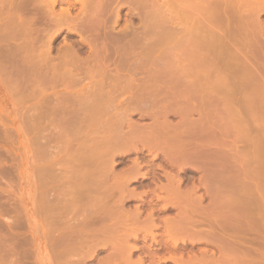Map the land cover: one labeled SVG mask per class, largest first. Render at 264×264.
Masks as SVG:
<instances>
[{"label":"bare ground","instance_id":"6f19581e","mask_svg":"<svg viewBox=\"0 0 264 264\" xmlns=\"http://www.w3.org/2000/svg\"><path fill=\"white\" fill-rule=\"evenodd\" d=\"M56 7H59L58 11ZM123 7H127L128 13L130 14H128L129 16L135 15L134 17H138L140 21L139 24H141V32L140 30L136 32V28L139 29V26L135 27L129 21H126L123 26L119 28L120 9ZM73 11H75L76 14H73ZM262 13H264V0H0V70L2 71V64L5 63L9 65L13 63V67L11 64V69L14 70L15 64L17 63L16 65H19V67L16 66L15 69L19 68L20 70L17 73L19 75L22 73L23 76H10L8 80L11 82L13 81L14 87H16L15 85H18V83H32V86L35 85L36 91L34 90V92H37V95H35L38 96V100L32 108L30 107V109H32L30 110L32 113H30L31 115L29 117L30 128L33 129L36 127L35 121H38L37 124H39L37 128L40 127L42 117L45 119L47 116V121H49L53 116H59V119L55 117V120L58 119L55 124L59 126H53L52 122H55L53 118L51 122L49 121L48 123V127L52 126V130L48 129L52 135L53 128H58V130L60 129V134L55 133V135L57 134L58 136H56L54 141L51 135L46 134V136H51L49 137L50 139L52 138L50 141L46 136V139H43L45 134L41 131V135L43 134V136L40 137H42L43 140L41 139V141L43 142H38L37 144L40 143L41 146V144L44 143L46 146L48 141L55 142L64 138L62 139L63 141H61L65 144L69 143L71 146H69L68 149L67 145L65 146L64 144V146H61L62 149L60 152H63V154L65 150L66 152L70 150L72 152L70 151V154L68 152L66 153L71 156V161H69L70 159L64 160L67 157L69 158L68 155H66L65 158L63 157V160L66 163L69 161L71 166L75 162L71 168L72 171L70 170L72 175L68 177L70 178L69 180L72 181L71 183L67 181L69 183V186H67L70 189L67 186L65 187L69 189L70 197L72 196L70 199H65L60 196L61 198L59 197L57 200L51 197L52 200L49 193H47L50 191L46 181V183L41 185L43 186V190L40 193V198L38 197L40 199L42 222L45 225L43 227H46L45 230L48 228V231H46H50L49 233L52 232L53 234H51V237L49 236L50 245L48 244L47 246H49V248H55L54 250H56L55 252L57 255H54L55 252L52 251L53 248L51 250L53 253L51 254H53L56 259L65 258L62 260L60 259L59 262L53 258V261L55 260L58 262H54L55 264H86L85 260L90 259V257L95 254L98 247L100 248L101 246L104 249L106 246H109L110 253L109 255L107 254L108 256H106V258H101L102 260H99L97 264H150V262L154 264L156 262L157 264L160 261L166 260L172 261L174 264H192L195 260L194 254L186 253V250L183 248L180 252L179 244L182 246L188 241V243L192 245V243L194 244L193 240L197 238L196 236L201 237L202 235V237H204L206 233L208 236L210 234V237L213 236L214 241H217L219 237L221 240L220 243H223L222 239L224 240L226 238L223 237L221 239L220 236L224 233H220L219 235L218 232H215V228L210 231L207 229V232L205 231L206 233L200 230H193L195 227L193 226L195 223L193 217L196 213V209H199L202 215L204 214L203 216L206 221L213 220L216 226L226 225L231 228H236L235 224L237 226V223H239L238 221L241 220H246V222L248 220L249 223L251 217H254L253 214L255 215L258 213H255V211L251 213L252 215L249 214L251 217L246 216L247 218L244 217L246 219L241 218L240 220L237 215H233L234 211H230H237L238 209H234V207H237L242 200L239 199V201H237V199L233 197L232 192H230V196L218 197L219 194L221 195L222 191L227 190L225 189V184L233 186L240 182L238 181L239 178H243L239 175L236 176V171L233 172L235 168L231 166V170L227 165V169L225 163L222 164V161L226 162L228 158H232L229 157L231 155L233 156L232 159L237 157L235 153L234 155L236 156L234 157L233 154H228V152H226L227 150L218 149L214 154L210 150L212 145L215 146L218 144V148L229 145L226 144L224 140L220 139L221 136L225 135L223 130L218 132L219 129H215L216 125L214 122L217 121V115L215 114L216 108L214 109L215 112L213 111L216 118L211 119L212 121L216 120L212 123L215 125L214 126L210 124V118H204L200 112L202 110H199L202 107L201 102L199 104V106H201L200 108L190 104L194 98V96L190 94V91L194 87L190 89V91H188L187 87L190 83L193 84L195 82H192L191 79V82H188L189 85L187 82V85L183 83L186 87L181 84L184 90L182 89L181 92L176 93L178 92L176 90L179 88L177 87L176 89L175 86L177 85L172 86V84L175 80H178L177 78L184 75L180 73V76L177 73L181 69H177L178 71L176 68V71L174 69L173 71L170 70V68H174L171 67L173 64L169 65L171 62L169 64H164V62L167 61V57L164 58V56H162V51H160L159 54H161V52L162 54L159 55V57H153L154 55L151 57L148 56V52H143L144 50L141 46L143 44L147 45V42L150 43L151 41L153 44L157 43L156 45H166L165 52H188L187 58H190L189 62L191 65L196 62V58L203 59L196 55L198 52H264V42L260 39L264 33V23L261 24V22L259 23L258 21L259 15ZM252 18H254V20ZM62 29L67 30L66 36L64 37L66 42L63 41L64 43H62V46L53 47V37ZM242 40L244 41L243 45ZM233 41L238 43H233ZM138 44L140 46H138ZM156 45L150 44L147 46L156 47ZM232 45L235 47H232ZM136 46L139 48H136ZM134 48H141L142 50L140 51L142 52H139V50L135 52ZM11 52H13V54L17 52V54L11 55ZM32 52H37V54L32 55ZM53 52L57 53L53 55ZM171 54L173 56L174 53ZM209 56L210 54H207L204 57L209 59L211 58ZM147 60L152 61L151 66L153 65V70H155L156 67L154 68V66H157V64L159 67L161 61H164L162 65H168V68L164 70L156 69L155 72H153V70L152 72L151 70L146 71L145 67H149V65H145ZM147 63L149 64V61ZM6 64L5 66L7 69L8 65ZM5 66L3 67L5 68ZM11 69L8 74L11 72ZM16 71L14 70L12 71L14 73L10 74L15 76V74H17L15 73ZM5 74H7V72ZM185 76L183 77L184 80L187 77ZM195 76L196 75H194V77ZM183 79L179 80L181 81ZM197 79L198 78L194 80ZM86 80H88V83L81 85V83L83 81L86 82ZM53 82L55 86V82L57 84L59 82L60 85H62V90L59 94H56L58 96L56 99H54L56 95L53 94L54 96H51L46 94V89H48L46 86H49L48 83L51 84ZM122 83H127L124 85L128 88H132L130 86L131 83H136L135 87L134 84H131L133 86V91L134 88L135 91H129L130 93H127L123 90L125 92L119 93L122 90L120 87ZM165 83L170 84V89L167 88L168 85L166 87L167 90L165 89ZM196 83L198 82L196 81ZM43 86L45 88H42ZM119 87L120 90L118 91ZM173 87H175V90H173ZM16 88H18V86ZM51 90L50 88L49 91ZM197 93L199 92L197 91ZM193 94L195 95V92H193ZM198 97L196 99L198 100L201 98L200 100L202 101V96L200 98ZM123 98L128 100V103L127 105L123 103L126 107L121 103V106H124L122 108L115 103ZM205 98L208 99V97H204V100L208 101ZM210 98L213 99V96ZM210 100L208 102L211 105L212 101L215 100ZM196 102L198 104V101ZM128 104L133 105L129 106ZM204 108H207V106ZM210 109H212V107H210ZM203 110L206 111V109ZM134 111L135 113L139 112V118L142 119L144 116H147L151 118V121L141 124L133 120L132 117H130V113L132 115ZM195 111L197 112L196 115H199L197 118L193 117ZM217 111L219 112V110ZM170 112L173 114L176 113V116L179 117L177 122L172 123L169 120L168 113L170 114ZM205 113L213 114L212 111H207ZM208 115L205 117L213 118L212 115ZM220 116L221 115H218L219 118ZM93 117H95V122L92 120ZM85 125L87 128L91 126L88 130L90 132H85L83 130ZM221 126L223 127V125L217 124V127L223 129ZM224 127L227 128V126ZM38 130L40 129L38 128L36 131L38 132ZM214 130H216L219 135L220 132H222L223 135H220L219 138L217 135L218 133ZM55 131L58 132L57 130ZM54 132L53 136H55ZM40 137L38 139H40ZM64 140L67 142H64ZM222 142H224V144ZM50 144L51 143L48 145ZM59 144L61 145V142H59L58 145ZM45 146L44 148L41 146V150L46 151L48 146ZM39 147L37 148L40 149ZM63 147H67L68 150H64ZM49 148L51 150L50 146ZM60 148L57 147V149ZM143 151H146V153L154 159L160 158L169 165V168L166 169L160 166L157 168L144 167L142 164V155L140 157ZM223 151L228 155L224 154ZM49 152L47 151V153ZM56 152L58 153L59 150H56ZM43 154L46 156V152H43ZM129 154H135V157L130 160L129 165L120 169L118 168L117 170L116 166L120 164L121 161L114 164V157L127 156ZM53 155H55V152ZM224 156L228 158L222 160L225 159ZM52 157V159L55 158L54 156ZM145 157L146 155L144 159ZM51 158H48L47 154V162L51 161ZM61 159L62 158H60V160ZM60 160L58 159L59 162ZM64 161L62 162L64 163ZM60 164L61 163H59V165ZM50 165H53V163ZM48 167L46 169L39 168L41 170L40 173L47 174V172L50 171ZM158 170L162 171V177L156 174ZM193 170L199 173L197 185L188 179V177L192 179ZM51 171L53 174L54 168H52ZM64 171H69L68 165L67 170ZM66 173L69 174L68 172ZM1 175H3V172ZM56 176H58V174ZM62 176L60 175V177ZM51 177L52 176L49 178ZM147 178L151 179V183L155 189L154 193L159 192L162 196H159V193H157L158 200L162 202V209L170 206L178 210L174 216L159 217L154 214L153 210L144 213L143 209L138 205L132 207L133 209L127 208L129 207L127 203H129L130 200H141L142 196L147 194V191L137 190L136 186L130 187V183H140L141 180ZM187 179L190 181L189 184L186 183ZM61 180H63V178ZM210 182L214 185L213 189L209 186ZM257 182L258 180L256 183ZM256 183L255 188L258 190L259 183ZM59 185L56 187H59L58 189L60 190L61 184ZM229 186L228 189L232 191L231 188L233 187L229 188ZM253 186H250L249 183L246 182L243 187L240 186V189H242L241 192L244 193V190L248 192L250 187L253 189ZM260 187L259 185V189L261 190ZM52 189L54 188L50 190ZM68 189L66 190L67 192ZM211 189L213 193L212 191L209 193ZM252 189L251 191H253ZM66 191H63L64 196L65 193L68 194ZM46 193L48 195H46ZM53 194L58 195L59 193L52 192L51 196ZM212 194L214 198H212ZM209 195L212 199L211 206L214 205V211L212 210L213 213L211 214L210 212L212 211L209 210L206 212L204 209L205 213L203 210L205 207L201 206L203 199ZM68 196L69 195H67V197ZM56 197L57 196H55V198ZM2 207L4 208L5 206ZM7 207L8 206H6L5 209L8 213L10 207H8V209ZM3 208L0 209L1 212ZM224 209H227L229 212ZM220 211H223L221 212L222 214L226 212L229 214L224 216L222 214L219 215ZM68 212L69 215H67ZM2 213L1 216H3ZM4 213L6 212L4 211ZM74 213H77L76 218ZM256 216L259 217V213ZM12 217L15 219L13 222H11ZM12 217L10 219L11 221L7 218L8 222L11 223L7 224L10 230H13V226L17 228V226L19 227L22 223L20 218H18L19 220L16 219L17 216L12 215ZM16 220L21 223L19 224ZM22 220L24 219L22 218ZM251 221L252 222L249 223L250 225L253 223V219ZM256 222L258 223L257 220L255 223ZM255 223L251 226H259V224ZM239 225L240 223L238 226ZM162 228L163 230L160 231L161 233L155 232ZM238 229H240V227ZM14 231L15 229L13 232ZM140 233H143L141 234V239H139ZM6 234L7 232L5 234H0V263L36 264L35 261L32 260L31 256L33 255L30 252L31 256L27 254L28 252L25 253L23 250L25 254H23L22 251L19 252L23 254L22 257L27 256V258L25 257L27 259L26 262H24L25 258L23 261L19 259L22 254L19 255V258H17V255L14 256L15 252L18 250H15V244L12 243V241L11 243L9 242L12 238L8 240V235ZM12 234L13 233H11L9 237ZM15 234L17 233L15 232ZM158 234L164 238V240L161 238L163 242L161 239L160 241L157 240ZM191 237L193 240H191ZM14 238L15 237H13L12 240H16V242L20 244V241H17L19 239ZM186 238L189 239L186 241ZM148 239L152 244L149 245V247L145 245V248H148L146 252H148L147 254L149 255L150 262L147 260V256L146 260L149 263L143 257L146 253L143 252L142 255H144L141 256L138 248L139 245L136 246L137 243H133L138 240L146 241ZM205 239L206 238H204V241ZM208 240H206V242H209ZM228 241L227 239L226 242ZM159 242H161L165 248L163 249L166 250V255L168 254L167 258L163 256L164 259H161L156 256L157 254L155 255L157 249L160 247ZM226 242L224 243L227 246L228 243ZM232 243L231 247H233ZM241 243L243 242H240V245ZM211 244L213 245L212 242ZM215 244H217V242ZM223 244H219V246ZM260 244L258 246L259 248L264 247ZM153 245L155 246L153 247ZM255 245L257 246V244ZM253 246L254 244H252V247ZM16 247H18V245ZM83 248H86L85 251ZM229 249L231 248H227V251ZM76 250H78L77 252L79 253H77ZM86 250H92V252L87 253ZM151 250L156 251L150 254ZM82 251L84 252L82 253ZM223 251H225V248ZM255 251H253L254 255L256 254ZM73 252H76L78 255L75 253L73 254ZM16 253L19 254L18 252ZM69 253L72 254L70 255L74 262H72L73 260L70 258L71 256H69ZM89 253L90 255H88ZM229 253L231 254V252ZM66 254L69 257H67ZM134 254H137L136 258H133ZM53 255L51 256L53 257ZM73 257L77 258V260ZM66 258H68V262L65 261ZM69 258L72 261L69 260ZM255 258L253 259L259 260L260 262L259 258H261V256ZM29 260L32 262H28ZM262 262L263 261L260 263ZM244 263L246 262L244 261ZM50 264H52V262Z\"/></svg>","mask_w":264,"mask_h":264},{"label":"rangeland","instance_id":"374dc122","mask_svg":"<svg viewBox=\"0 0 264 264\" xmlns=\"http://www.w3.org/2000/svg\"><path fill=\"white\" fill-rule=\"evenodd\" d=\"M56 8H57L56 10L58 11L59 7H56ZM74 12L75 11H73V14H76V12L75 13ZM128 14L129 13H128L127 7H123V8L120 9L119 28H121L126 21H129V22H131L133 24V26H135V27L139 26V29L136 28V32H139L138 30H140V32H141L142 29H140L141 28V24H139L140 21H139L138 17L137 16L134 17L135 15L129 16L130 14L129 15ZM252 19L254 20V18H252ZM258 19H259L258 20L259 23L260 22H261V24L264 23V13L260 14ZM66 33H67V30L66 29H62L61 31L57 32L54 35L55 38L53 37V39H54L53 40V47L62 46L63 45L62 43L66 42V40H64V37L66 36ZM260 39L264 42V40H263L264 39V33H263L262 38H260ZM234 42H236V41H233V43ZM147 43H148L147 45H150V44L151 45H156L157 44V43L153 44V43H151V41H150V43L149 42H147ZM236 43H238V42H236ZM243 44H244V41L242 40V45ZM143 45L147 46L146 44H143ZM138 46H140V45L138 44ZM142 46H141V48L144 50L143 52H148L149 53V54L147 53L148 56L152 57L154 55L153 57H157V56L159 57V55H161L162 52H163L162 56H164V58L167 57L166 60L168 62L167 61L166 62L157 61V62H160V64H161V65L159 64V67H158V64L155 62L157 64V66H154V68L156 67L155 70L156 69L157 70H164V69L168 68V65H164V66L162 65L163 62H164V64H169L171 62L169 65L173 64L171 67H174V68H170V70H172V71H173V69L175 70V68H176V70L177 69H179V70L181 69L180 70L181 72L177 70L178 71L177 73L180 76H181L182 73L184 75H182V77H180V78H177L178 80L177 81L175 80L174 83L172 82L173 83L172 86L177 85V86H175L176 89H177V87L179 88L178 90H176V91H178L176 93L181 92L182 89L184 90V87L182 88L181 86H183L185 84L187 85L188 82L190 83L191 79H192V82H195L193 84L190 83V85L188 83L189 86L187 87V89H188V91H190V89H192L194 87L192 90H193V92H195V95L196 94H200V95H196V98L198 96H199L198 98H200L202 96V101L203 102L200 100L201 98L197 100L195 98V95L193 94V92L191 90L190 94L194 96V98L192 96V98L194 100L192 98H190V99H192V101L190 100L191 101L190 104L198 106L199 108L202 106L200 109L198 107H196L199 110L206 109V111L203 110L204 113L202 112V110L200 111L204 118H206V119L210 118V120L216 118V116H214V112L216 110V112H217V113L215 112V114L217 115L216 120L219 123L216 120H213V121L211 120L210 124L211 125L215 124L216 125L215 129L216 130L219 129L218 132L223 130L225 135H223V133L220 132V135L224 136V137L221 136V138H220L219 133L216 130H214V131H216L218 133V134L217 133L216 134L219 136L220 139L224 140L225 143L229 144V145L225 144L226 147L223 146L224 148L222 146H221V148L220 147L218 148V144L215 145V146L212 145L210 150L213 152V154L216 152V150L218 151V149L219 150L222 149V150H225V151L227 150L226 152H228V154H233L234 155V153H235L237 155V157H235L236 155H234V157H235L234 159H232L233 158L232 155L229 156V157H232L230 159L228 157H225L226 156L225 155L224 156L225 159H222V160H226L227 158H228V160H226V162H224L222 160L221 161H222V164L225 163L227 169H228V166L230 167V169H231V166H232V168H235V170L233 172L236 171L235 172L236 176L239 175V176H242V178H243V179L239 178L240 180L238 179V181H240V182L236 183V185L229 186L230 184L229 185L225 184V186H226L225 189H227V190L226 191L225 190L222 191L221 195L219 194L218 197L230 196V192H232L233 193L232 194L233 197H235L237 199V201H239V199L242 200V202L240 204H238L237 207H234V209L235 208L238 209L237 211L236 210H231L230 211L227 208L230 212L234 211L233 215H237V217L240 218V220H241V218H244L246 216L251 217V215H252L251 213H254L255 211H256L255 213H257V212L259 213V217L256 216V215H258V213L255 214V215L253 214L254 217H251V220L253 219V223H255L256 220L258 221V223L257 222L256 223L259 224V226L258 225L255 226V227L251 226L253 224V223L251 225L249 224L250 222H252L251 220H249L250 221L249 223H248V220H247V222H246V220H244V221L241 220V221H238L240 223L239 226H238L239 223L236 222L238 227L235 224L236 228H234V227L231 228V227H227L226 225H225L226 227L223 226V225L222 226H216V225H214V221L213 220L206 221L204 219L205 217L203 216L204 214L202 215L201 211L199 209H196V211H195L196 213H195V215L193 217L194 220H195L194 221L195 223L193 225L195 227H194L193 230H195V231H199L200 230L202 232H205L207 229L210 231V230H213L215 228L214 229L215 232H218L219 235H220V233L221 234L224 233L223 234L224 236L221 235L220 238L222 239L223 237H226L224 239L225 241L223 239H222V241L224 243L228 239L229 241L226 242V243H228L227 246H229V247H227L225 243L224 244L220 243L221 240L219 239V237L218 238L216 237L219 241L218 240L214 241L213 236L210 237V234H209V236L206 235L207 234L206 233L207 231H206L205 232L206 234L203 233L204 237H202V235H201L202 238L196 236L197 238L195 237L196 239L194 238L195 240H193V238L191 237L192 238L191 240H193V242H194V244L192 243V245H190V243H188V241H187L189 238H186L187 243H185L182 246H181V244H179L180 252H181V249L183 248V249L186 250V253L188 252V254H191V253L194 254V257H195L194 259L196 260V261L194 260V262H197V260H198V262L194 263L192 261L193 262L192 264H202V263L203 264H210V263L211 264H213V263L216 264L217 262H218L217 264H223V263L224 264H226V263L227 264H251V262L253 264V260H254L253 258H255V257L259 258L260 256H261V258H259L260 262L261 261H263V262L260 263L259 260H254V264H255L256 261H257L256 264H258V262H259V264H264V260H263L264 259V252H262V251H264V249H263L264 247H262V248L258 247L260 243H261L260 244L261 246H264V244H263L264 243V191H263L264 190L263 189V186H264V52H211V53L210 52L209 53L206 52L207 54H210L209 57H211V58H209V59L208 58L206 59L204 57V56L207 55L205 52H198V53H196V55H198L199 57H201L203 59L196 58V62L192 63V65H191L190 62H189L190 58H187L188 57L187 56L188 52H171V53H174L173 56H172L171 53L165 52V46L166 45H164V44H158V45H156V47L147 46L149 50L147 49V47L143 48L144 46L143 47ZM162 46H163V48H162ZM232 47H235V46L232 45ZM136 48H139V47L136 46ZM136 48H134L135 52L137 50H139V52H142V51H140V50H142L141 48L140 49H136ZM150 48H151V50L152 49L153 50L151 51ZM160 51H162L161 54H159ZM153 52L156 53V54H154ZM15 53L17 54V52H15ZM15 53L13 54V52H11V55H16ZM56 53L57 52H53L52 54L55 55ZM28 54H29V52H28ZM34 54H37V52H35V53L32 52V55H34ZM174 56H176V57H174ZM162 60H164V59H162ZM148 61H149V64L147 63ZM147 62H146L145 65L146 66L149 65V67H145V65H144V67L146 68V71L147 70H149V71L151 70V72H152V70H153V65L151 66L152 61L147 60ZM5 64H2V65L5 66ZM11 64H12V67H13V63H10V65L6 64V65H8L7 66L8 70L6 69V66L4 68L1 65L2 66L1 69L2 68L3 69H2V71L0 70V125H1L0 126L1 127L0 128V203H2V204H0V206H1L0 209L3 208L2 206H5L3 209H5L6 206L10 207L12 205L13 207L11 206L9 209L7 207V209L9 211L11 210L10 211L11 213L9 211L7 213L6 209L5 210L2 209L3 213L0 210V212L3 214V216H1V213H0V221H1L0 222L1 223L0 224L1 225L0 226V228H1L0 229L1 230L0 234H5L7 232L6 235H8V237H7L8 240L10 238L13 239V237L19 239L17 241H20V244L22 246L20 244H18L16 242V240H14L16 243L12 239L9 240V242L11 243V241H12V243L15 244L14 245L15 246V250H18L16 252L19 253V252H21L23 250L25 253L28 252L27 254L31 253L33 256H31V254H30V256H31L32 260L35 261L36 264H50L51 262H52V264H55L54 262L58 263L60 261V259L62 260V259H65V258L63 257V258H60V259H56V257H54V255L55 256L57 255V253L55 252L56 250H54L55 248L52 247L53 248V250H52V248H49V246H47L48 244L50 245V239H48V238H49V236L51 237L53 234H52V232L49 233L50 231L47 232L48 228L46 229L47 230L46 231L45 230L46 227L45 228L43 227L45 225L42 222V212H41V209H40V199H39L40 198V193L43 190L42 189L43 186H41V185L47 182L46 184H48L47 187L49 188V191H50V192H47V193H49L50 198L52 197L53 199L57 200V198L62 196L65 199L66 198L70 199L72 196L70 197V192H69L70 188L68 187L69 183L67 181H70L69 180L70 178H68V177H70L69 175H72L71 168H72L73 164H75V162L73 161L74 163L72 162L73 163L72 166L70 165L71 163L69 161H71V159H70L71 156L66 154V153L68 152L70 154L71 150L66 152L65 149H67V147L69 149V146H71V145H69V143L68 144L63 143L62 139H64V138L61 139L62 141L61 140L60 141H55V142H58V143L61 142V145L60 144L58 145V143L53 142L54 139L56 138V136H58L57 134L55 135V133L60 134V129L58 130V128H56V129L53 128L52 135L50 134V130H52L51 129L52 126L48 127V125H49L48 123H49V121L51 122V120L53 118L55 120V117L58 118L59 116L58 117L57 116H55V117L53 116L51 118V120H49V121H47L48 120L47 116H46L45 119L42 117L41 121L38 119L40 121V123H41L40 127H38L40 129V130H38V132L36 131L38 129L37 126H39V124H37L38 121L34 122V123H36V127L34 125L35 128L32 129V128L29 127L30 126L29 117L31 115L30 113H32L30 111V110H32V109H30V107L32 108V106L38 100V96H36L37 92H34V90H35L34 86L35 85L32 86L33 85L32 83H26V84L25 83L24 84H19L18 83V85L17 84L15 85L16 87L18 86V88L14 87L13 81L11 82V81L8 80L9 77L10 76L11 77H18V76L22 77L23 74L21 73L19 75L17 73V72H19L20 69L19 68L15 69L16 66H17L16 65L17 63H16L15 67H14V70L15 71L17 70L15 72L17 74H15V76L11 75L10 73H14V72H12L14 70L11 69L12 68ZM156 64H154V65H156ZM187 64H190V65H187ZM17 67H19V65ZM150 67H152V68H150ZM160 67H161V69H160ZM10 69H11V72L8 74ZM186 69H188V70H186ZM155 70H153V72H155ZM6 72H7L8 75L5 74ZM178 74H176V75H178ZM194 75H196V76L194 77ZM184 76L186 77V79H185L186 81L183 79ZM196 78H198V79L194 80ZM179 79H183L184 81L183 80L180 81ZM187 79H188V81H187ZM87 81L88 80H86V82L83 81L81 83V85H83L85 83H88ZM196 81L198 83H196ZM199 81H200V83H199ZM179 82H181V83H179ZM183 83H185V84H183ZM48 84L51 87L46 86ZM48 84L45 85L48 88V89H46L47 90L46 94L52 96L53 94L56 95V94H59L61 92L62 85H60L59 82H58V84L55 82L56 86L53 85L54 82L51 83L52 85L50 83H48ZM122 84L120 86L122 90L119 93L125 92V91L127 93L129 91L130 92H134L135 91V88H134V91H133V89H132L133 86L132 85L134 84V87H135L136 83H131L132 85L130 84V86L132 88H128L126 85H124V84H127V83H124L123 85ZM181 84H183V85H181ZM57 85H58V87H57ZM167 85H168V87H167ZM169 85L170 84H166L165 83L164 86H165L166 90H167V88L170 89ZM186 85H185V87H186ZM30 87H32V88H30ZM33 87H34V89H33ZM120 87L118 88V91L120 90ZM161 87H163V86H161ZM175 87H173V90H175L174 89ZM254 87H256V88H254ZM42 88H45V87L43 86ZM50 88L53 91L52 90L49 91ZM124 88H126L127 90L124 89ZM31 89H33V90H31ZM194 89H196V90H194ZM123 90H125V91H123ZM197 91L199 93H197ZM203 96L204 97L207 96L208 99L207 98H205V99H207L208 101L211 99L210 97L213 96V99L215 101H212V103L210 105L208 101L204 100ZM57 97H58L57 95L54 96V99H56ZM214 97H216V98H214ZM32 99H34V100H32ZM213 99H211V100H213ZM195 100L198 101V104H197V102ZM22 101H24L25 103L22 102ZM127 101L128 100H125V98H123V99H120L118 101L120 103L117 102L115 104L116 105H120V107H122L121 103H122V105H124L125 103L127 105V103H128ZM21 102L24 103V104H22ZM200 102H201V106H199ZM207 102H208V104H207ZM203 103H204V106H203ZM131 105H133V104H131ZM131 105H129V106H131ZM205 106H207V108H204ZM210 107H212L213 110L210 109ZM198 109H195V110L197 111ZM217 110H219V112ZM138 111H140V110H138ZM196 111H195V114L193 113V117H195V118L199 117V115H196L197 114ZM207 111L208 112L212 111L213 114H209V113L206 114L205 112H207ZM172 112H170V114L168 113V118H169V120L172 123H175V122L178 121L179 117L176 116V113L173 114L174 112L173 113ZM133 113H132V115L130 113V117H132L133 120H135V121H137V122H139L141 124L142 123L143 124L144 123H149L151 121V118H149L147 116L146 117L144 116L142 119L139 118V112L135 113V111H134ZM205 114L206 115L209 114L210 116L212 115L213 118L205 117L206 116ZM218 115L222 116V118L220 116L221 120L218 117ZM50 117H51V115H50ZM218 118H219L220 121L218 120ZM58 119H56V120H58ZM94 119H95V117H93L92 120L94 121ZM45 120H46V122H45ZM56 120H55V122L54 121L52 122L53 126L54 125L57 126V124H55ZM214 121H216V122H214ZM42 122H44V123H42ZM213 122H214V124H212ZM216 123L223 125V127L221 126V128H223V129H220V127H217ZM214 126H212V127H214ZM218 126H220V125H218ZM224 126H227V128L224 127ZM90 127L88 126V128H87L86 125H85V128L83 130L86 132V131L89 130ZM54 129L57 130L58 132H56ZM33 130H34V132H33ZM41 131L43 132V134H45L43 139H46V138L50 139L49 137H51V136L53 137V141H52L53 143L50 142L52 138L50 139V141H48L49 143H51L50 145H48L49 144L48 142L46 143V146H48L46 148L47 149L46 151L45 150L44 151L41 150L42 147L44 148V146H45L44 143H42L43 145L41 144L42 147L40 146V143L43 142V141H41L42 137H40V136H43V134L41 135V133H42ZM53 132H54L55 136H53ZM88 132H90V131H88ZM46 134H49L51 136H48V135L46 136ZM45 136H46V138H45ZM39 137H40V139H38ZM59 137H60V135H59ZM38 142H40V143L37 144ZM64 142H67V141L64 140ZM220 142H221V140H220ZM222 143L224 144V142H222ZM64 144H65V146L67 145V147H65V148L63 147V149L65 150L64 151L65 153L63 154V152H60V150L62 149L61 146H64ZM49 146L51 147L52 151L50 150ZM56 146L58 148H60V147L61 148L57 149ZM37 147H39L40 149H38ZM52 148L54 149V151H53ZM56 150L57 151L59 150V152L57 153ZM47 151L48 152L50 151V152L47 153ZM43 152L44 153L46 152V154H45L46 156H44ZM54 152H55V155H53ZM144 152L146 153V151H143V153L140 154V157H141V155L143 157L142 162H144V163L148 162L149 164L151 163L152 165H156V164H161L162 163V160L160 158H159L160 160L159 159H154L151 156H149V154H147V153L145 154ZM223 153H224V151H223ZM47 154H48V158H51L52 156L55 157L56 154H57V156L54 159H52L53 158L52 157L51 158L52 160L47 162V159H46L47 158ZM144 154L146 155L145 159H144V156H145ZM224 154H227V153H224ZM66 155H68L69 158L67 157L64 160H69L70 159L69 161H67L68 164L63 160V157L65 158ZM134 157H135V154H129L127 156H120V157L116 156V157H114V159H115L114 160L115 161L114 164L119 163L121 161L120 164H118L116 166V169H118V168L120 169V168H122V167H124L126 165H129L130 160H132ZM60 158H62V159L60 160ZM58 159L60 160V162L58 161ZM62 161H64V163ZM58 162L61 163V164L59 165ZM52 163H53L54 166L50 165ZM62 165H63V167H62ZM67 165H68V170L69 171H64V170H67ZM46 166L47 167L50 166V167H48L49 168L48 170H50V171L47 170L48 172H47V174L45 173L46 175L45 174H41L40 173L41 172L40 169L41 168L42 169H44V168L46 169L47 168ZM69 167H70V169H69ZM52 168H54L53 174H52V171H51ZM61 168H62L63 171L61 170ZM166 168H169V166H166ZM231 170H229V171H231ZM2 172H3V175H1ZM66 172H68L69 174H67ZM50 173H51V175H50ZM54 173H56V174H54ZM64 173H66L65 174L66 177H65V175H63ZM57 174H58V176H56ZM198 174L199 173L197 171L195 172L193 170V172H192L193 176H191V178L195 181V183L198 181V177H199ZM235 174H233V175H235ZM43 175H44V177H43ZM60 175L61 176L63 175L64 177L63 176L60 177ZM50 176L53 177V178L51 177L53 180L51 178H49ZM54 176L57 177V178L59 177L60 180L63 178V180L60 181L59 178H58V181H57V178H55ZM188 179L192 180L189 177H188ZM188 179H187V183L189 181ZM257 180H258V182L256 183ZM71 181H70V183H71ZM50 182H51V184H50ZM55 182H57V183H55ZM246 182H248L250 186L254 185L253 189H252V187H250V190L248 192L244 190L243 191L244 193H242L241 192L242 189H240V186L243 187L244 183H246ZM254 182L256 184L259 183L258 184V190L255 188V183ZM53 183H55V184H53ZM146 183L149 186L148 187L149 188L148 193L142 196V200H130L129 203H127L129 207H127V206L126 207L130 208V209H133L132 208L133 206H135L137 204H141L140 208H142L144 211H148L149 208H153L155 215H159V216H162V217H164V216L165 217L166 216H174L177 213L178 210L174 209V208H172L170 206L165 208V209L164 208L162 209L161 202L158 201V199L156 198V196L153 193L152 185L149 184L150 183V179L141 180L140 183L139 182L130 183V187H135L136 186L137 190H142V189H146V186H145ZM59 184H61L60 190L58 189L59 187L58 188L56 187ZM62 185H63V187H62ZM259 185L261 186L260 187L261 190L259 189ZM52 186H54V187H52ZM66 186L69 189L65 188ZM209 186L213 189L214 185H213L212 182H210ZM228 186H229V188L233 187V188H231L232 191H230L228 189ZM50 187L54 188V189L50 190L51 189ZM67 189H68V192L66 191ZM212 189L209 191V193H211ZM251 189L253 191H251ZM62 190L63 191L65 190L68 193V194L65 193L66 197L64 196V194H63L64 192ZM57 191H59V192H57ZM60 191H62V192H60ZM52 192H54V193L56 192L57 194L59 193L60 195L59 194L58 195L53 194L51 196ZM47 193H46V195H48ZM212 193H213V191H212ZM67 195H69L68 196L69 198L67 197ZM55 196H57V197L55 198ZM212 196H213V194H212ZM212 198H214V196ZM148 199H150V201H148L146 203L145 200H148ZM6 200H7V202H6ZM211 200H212L211 196L209 195L208 197H206L202 201V205L201 206L205 207V208H203V210L205 209L206 212H208L209 210L210 211L213 210V206L214 205L211 206ZM33 201H34V203H33ZM7 203H10V204H7ZM151 203H154V204H151ZM205 210H204V212H205ZM4 211L6 213H4ZM213 211L210 212V214L213 213ZM223 211H220L219 215H221L222 214L221 212H223ZM69 212H68V214L67 213L66 214L69 215ZM7 214H10V215H7ZM70 214H71V212H70ZM76 214L77 213H74L75 218L77 216ZM226 214H227V212L222 214V215L224 216ZM249 214H251V215H249ZM12 215L13 216L14 215L17 216L16 219L19 220L18 218H20V220L22 221V223H21L20 221L16 220L19 224L20 223L21 224L19 225V227L17 226V228H16V226H15V228L13 226V230L15 229L14 232H13V230L9 229L10 227L7 226V224H11L10 222H8L7 218L9 219V221H11L10 219H11ZM21 217L24 220H22ZM70 217H73V216H70ZM70 217H68V218H70ZM5 218H6L7 221L5 220ZM68 218H66V219H68ZM246 218H244V219H246ZM13 220H15V219H13V217H12V221L11 222H13ZM23 221H25V222H23ZM2 222H3V224H2ZM5 222H8V223H5ZM11 227H12V225H11ZM239 227H240V229H238ZM7 228H8V230H7ZM2 229H3V231H2ZM162 230H163V228L161 230L160 229L156 230L155 232L158 233V232H160ZM8 232H9V234H8ZM15 232L17 234H15ZM11 233H13L12 235H14V236L11 235L9 237V235ZM48 234H50V235H48ZM141 234H143V233L139 234V237H140L139 239H141ZM15 235L18 236V237H16ZM47 235H48V237H47ZM205 235L208 236V237H206ZM227 235L229 236V238H228ZM159 236H157V240L160 241V239L162 237L161 236L159 237ZM209 237H210V239H209ZM23 238H25V239H23ZM46 238H47V240H46ZM204 238H206L205 241H204ZM162 239L164 240V238H162ZM162 239H161V241H162ZM234 239H236V240H234ZM206 240H208L210 243L206 242ZM21 241H22V243H21ZM24 241H25V243H24ZM211 242L213 243V245L211 244ZM216 242H217V244H215ZM240 242H243V243H241V245H240ZM133 243L134 244L137 243L136 246L139 245L138 248H139V252L141 253L140 255L143 256L144 254L142 255V253L143 252L146 253V255L143 256V257H144L145 260L148 258L147 260H149V262H150L149 255L147 254L148 252H146V251H148L147 250L148 248L147 249L145 248L146 246L149 247V245H152L150 243V240L149 239L146 240V241L138 240V241L133 242ZM133 243H131V244H133ZM231 243H232L233 247H231ZM219 244H223L227 248H231V249H229L227 251L226 247H224L223 245L219 246ZM252 244H254L253 247H255L256 246L255 244H257V246L255 247L256 249L252 247ZM17 245H18V247H16ZM19 245H20V247H19ZM161 245H162V243L159 242V246L160 247L157 249V251L154 250L157 253H155L154 251L151 250L150 254L151 253H155V255L157 254L156 256L160 257L161 259H164L165 256L167 258L168 254L166 255L167 252H166V250H164L165 248L163 247V245H162V247H161ZM154 246L155 245H153V247ZM234 246H237V247H234ZM141 247H143V248H141ZM219 247H220V250H219ZM140 248H141V250H140ZM224 248H225V251H223ZM85 249L86 248H83L84 251H85ZM109 249H110L109 246L108 247L106 246L105 249L102 248V246L100 248L98 247L97 251H95V254L92 255V257H90V259L85 260L86 264H91V263L97 264V262L99 260H102V259L106 258V256L109 255V253H110ZM51 250L53 252H55L54 255L51 254V253H53ZM105 250H107V251H105ZM142 250H145V251H142ZM255 250H257V251H255ZM258 250H259V252H258ZM46 251H48V252H46ZM77 251L78 250H76V252ZM84 251H82V253ZM251 251H252V254H251ZM253 251H255V253H256L255 255L256 256L254 255ZM16 252H15L14 256L17 255L18 256L17 258H19V255L22 254V253L17 254ZM24 252H23V254H25ZM76 252H73V254L74 253L75 254L79 253V252H77V253ZM86 252L87 253L88 252H92V250L91 251L90 250L89 251L86 250ZM183 252H185V251H183ZM229 252H231V254ZM23 254L19 258L22 261L24 260L25 257L27 258V256L22 257ZM50 254L53 255V257ZM70 254L71 253H69V256L72 255V254L71 255ZM84 255H85V253H84ZM88 255H90V253ZM88 255H87V257H88ZM136 255L137 254H134L135 257L133 256V258H136L137 257ZM185 255H184V258H185ZM50 256L52 257V259H51ZM66 256H67V254H66ZM69 256H67V257H69ZM85 256H84V258H85ZM146 256H147V258H146ZM163 256H164V258H163ZM77 257H79V256H77ZM26 258H25L24 262H26V260H27ZM31 258H29V259H31ZM53 258L58 260V262L55 261V260L53 261ZM70 258L72 259V256ZM70 258H69V260H71ZM74 259L77 260V258H74ZM255 259H257V258H255ZM67 260H68V258H66L65 261H67ZM30 261L31 260H29L28 262H30ZM71 261H69V262H71ZM244 261L246 263H244ZM72 262H74V260ZM150 264H154V263L150 262ZM155 264H156V262H155ZM157 264H174V263L172 261L166 260V261H160ZM177 264H179V263H177Z\"/></svg>","mask_w":264,"mask_h":264},{"label":"flooded vegetation","instance_id":"af4514ba","mask_svg":"<svg viewBox=\"0 0 264 264\" xmlns=\"http://www.w3.org/2000/svg\"><path fill=\"white\" fill-rule=\"evenodd\" d=\"M142 164H143V166L144 167H155V168H157L158 166H160V167H163V168H166V166H169L167 163H165L164 161H162V163L161 164H156V165H152L151 163L149 164L148 162L147 163H144V162H142ZM165 166H164V165ZM166 169H168V168H166ZM118 170V169H117ZM161 173H162V171L161 170H158V172L156 173L158 176H160V177H162V175H161ZM147 179H150V178H147ZM144 180H146V179H144ZM191 181H193L194 182V184H196L197 185V182L195 183V181L192 179ZM189 182L190 181H188V183H187V180H186V183L187 184H189ZM149 184H151L152 185V187H153V184L151 183V179H150V183ZM146 189H142V190H144V191H147V193H148V191H149V186H148V184L146 183ZM140 191V190H139ZM154 191H155V189H154V187H153V193H154ZM157 193H159V192H155L154 193V195L156 196V198H157V196H158V194ZM159 196H161L160 194H159ZM162 197V196H161ZM158 199V198H157ZM142 200V199H141ZM148 201H150V199H148V200H145V202L147 203ZM158 201H160L161 202V200H158ZM151 204H154V203H151ZM139 207L141 206V204H137ZM161 206H162V202H161ZM133 207H135V206H133ZM142 209V208H141ZM149 210H153V208H149ZM149 210L148 211H144L143 210V212L145 213V212H149ZM153 212H154V210H153ZM155 214V213H154ZM157 216H159V215H157ZM159 217H162V216H159Z\"/></svg>","mask_w":264,"mask_h":264}]
</instances>
